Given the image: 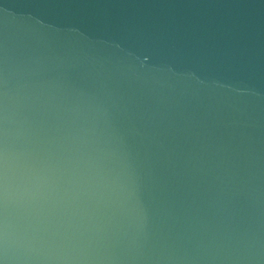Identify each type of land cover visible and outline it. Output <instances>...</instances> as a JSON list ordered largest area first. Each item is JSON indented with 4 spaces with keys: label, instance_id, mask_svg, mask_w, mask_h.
Returning <instances> with one entry per match:
<instances>
[{
    "label": "water",
    "instance_id": "1",
    "mask_svg": "<svg viewBox=\"0 0 264 264\" xmlns=\"http://www.w3.org/2000/svg\"><path fill=\"white\" fill-rule=\"evenodd\" d=\"M0 264H264V0H0Z\"/></svg>",
    "mask_w": 264,
    "mask_h": 264
}]
</instances>
